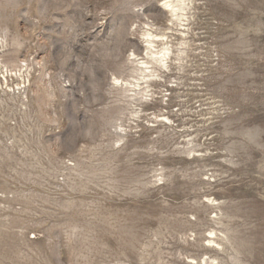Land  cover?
Returning a JSON list of instances; mask_svg holds the SVG:
<instances>
[{
    "label": "rangeland",
    "instance_id": "rangeland-1",
    "mask_svg": "<svg viewBox=\"0 0 264 264\" xmlns=\"http://www.w3.org/2000/svg\"><path fill=\"white\" fill-rule=\"evenodd\" d=\"M0 264H264V0H0Z\"/></svg>",
    "mask_w": 264,
    "mask_h": 264
},
{
    "label": "bare ground",
    "instance_id": "bare-ground-1",
    "mask_svg": "<svg viewBox=\"0 0 264 264\" xmlns=\"http://www.w3.org/2000/svg\"><path fill=\"white\" fill-rule=\"evenodd\" d=\"M164 7L167 11H169L170 13H172L173 15H176L177 11H178V6L174 5L173 2H166L164 3ZM155 37V36H154ZM149 39V38H148ZM155 41L153 40V36L150 35V39L148 40V43L150 46L153 45ZM165 51V50H164ZM152 56V55H151ZM154 56H160L161 59H165L166 56V52H160V53H154ZM154 59H156L154 57ZM157 60V59H156ZM153 76V75H152ZM146 77V76H145ZM148 77V76H147ZM150 80V79H149ZM148 84V83H147Z\"/></svg>",
    "mask_w": 264,
    "mask_h": 264
}]
</instances>
